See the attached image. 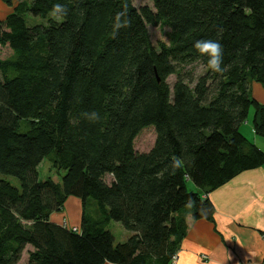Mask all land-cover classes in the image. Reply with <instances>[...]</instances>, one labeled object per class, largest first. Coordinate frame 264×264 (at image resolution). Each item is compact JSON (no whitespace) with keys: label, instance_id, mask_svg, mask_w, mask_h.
Instances as JSON below:
<instances>
[{"label":"trees","instance_id":"obj_1","mask_svg":"<svg viewBox=\"0 0 264 264\" xmlns=\"http://www.w3.org/2000/svg\"><path fill=\"white\" fill-rule=\"evenodd\" d=\"M1 1L0 173L19 187L0 179V264H170L186 216L211 220L207 194L264 164L239 130L252 108L264 136L250 94L252 81L264 86V0ZM58 3L66 14L48 16ZM26 13L46 23L29 26ZM147 25L168 27V42L154 47ZM207 39L223 47L222 73L194 48ZM149 126L154 142L137 151ZM46 156L60 182L38 179ZM69 196L82 202L78 228L49 218Z\"/></svg>","mask_w":264,"mask_h":264},{"label":"crops","instance_id":"obj_2","mask_svg":"<svg viewBox=\"0 0 264 264\" xmlns=\"http://www.w3.org/2000/svg\"><path fill=\"white\" fill-rule=\"evenodd\" d=\"M10 11L0 0V20ZM250 94L264 104V86L252 81ZM241 124L240 132L264 151V136L256 135L252 125ZM188 188L196 190L191 183ZM207 196L214 205L213 218L186 216V234L170 264H264V164L236 174ZM81 214V200L69 196L62 211L49 218L78 228Z\"/></svg>","mask_w":264,"mask_h":264},{"label":"rangeland","instance_id":"obj_3","mask_svg":"<svg viewBox=\"0 0 264 264\" xmlns=\"http://www.w3.org/2000/svg\"><path fill=\"white\" fill-rule=\"evenodd\" d=\"M132 4L136 7L139 8L141 6H148L152 7V2L151 0H132ZM48 16H53L52 12L49 13ZM24 18L26 20V24L31 26L35 24H45L47 18H41V17H36L32 16L28 13L24 15ZM149 34H150V39L154 47L158 48V43L159 42H168V36L167 33L169 31V28L166 26H152V25H147ZM202 72V68L200 66H196L194 73L198 74ZM174 80V76H169L167 79V82L169 84L172 83ZM252 108L250 109V112L248 114L247 120L243 122L241 125H248L251 126L252 123ZM155 138L154 130L151 126L145 127L140 130V132L137 134V136L134 139V147L137 151H147L153 144ZM38 171V179L39 180H44L46 178H51L53 181L60 182L61 176L63 175V171L56 170L50 163L49 158L46 156L44 157L41 162L39 163L37 167ZM0 179L7 180L10 182L12 185L19 187V181L17 178L11 175L3 174L0 173ZM106 180H109V176H106ZM87 212L91 214L98 213L96 204L94 200L89 199L88 200V205H87ZM106 229H108L112 235L114 236L115 242H123L126 240V238L130 235V232L126 230L120 222L110 220L108 224L106 225ZM27 249V248H26ZM26 249L24 251H26ZM18 264H25V254L22 255L20 261Z\"/></svg>","mask_w":264,"mask_h":264},{"label":"clouds","instance_id":"obj_4","mask_svg":"<svg viewBox=\"0 0 264 264\" xmlns=\"http://www.w3.org/2000/svg\"><path fill=\"white\" fill-rule=\"evenodd\" d=\"M67 9L63 4H55L53 6L52 14L53 15H61L66 14ZM122 15L118 14L117 21H119V16ZM126 26L121 23H116L115 27L118 29L120 27ZM194 48L197 52L204 57H207V68L215 73H222L225 68L222 67L223 61V47L218 40H197L194 44ZM90 119H99L98 114L93 112L91 114H85Z\"/></svg>","mask_w":264,"mask_h":264}]
</instances>
